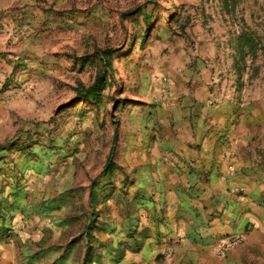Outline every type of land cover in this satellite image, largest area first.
Returning a JSON list of instances; mask_svg holds the SVG:
<instances>
[{"label":"rangeland","instance_id":"rangeland-1","mask_svg":"<svg viewBox=\"0 0 264 264\" xmlns=\"http://www.w3.org/2000/svg\"><path fill=\"white\" fill-rule=\"evenodd\" d=\"M0 40V263L197 264L163 239L139 147L204 64L210 105L252 111L262 181L264 0H0ZM257 230L200 264H264Z\"/></svg>","mask_w":264,"mask_h":264},{"label":"crops","instance_id":"crops-1","mask_svg":"<svg viewBox=\"0 0 264 264\" xmlns=\"http://www.w3.org/2000/svg\"><path fill=\"white\" fill-rule=\"evenodd\" d=\"M4 49L0 40V76L7 68ZM210 76L203 64L200 86L188 90L181 105L164 109L165 133L139 147L150 164L141 181L159 210L164 208L163 239L182 247L197 264L232 237L252 242L264 224V176L262 181L253 176L262 170L252 162V111L228 101L210 105ZM244 184L247 192L239 196ZM229 253L239 259L237 251Z\"/></svg>","mask_w":264,"mask_h":264},{"label":"built area","instance_id":"built-area-1","mask_svg":"<svg viewBox=\"0 0 264 264\" xmlns=\"http://www.w3.org/2000/svg\"><path fill=\"white\" fill-rule=\"evenodd\" d=\"M242 241V239L240 238V237H238L237 239H233L230 243H229V245L232 247H234V246H237L238 244H239V242H241Z\"/></svg>","mask_w":264,"mask_h":264}]
</instances>
